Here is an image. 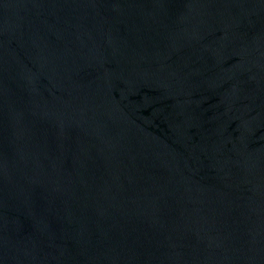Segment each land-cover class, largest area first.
<instances>
[{
  "label": "water",
  "instance_id": "95a60500",
  "mask_svg": "<svg viewBox=\"0 0 264 264\" xmlns=\"http://www.w3.org/2000/svg\"><path fill=\"white\" fill-rule=\"evenodd\" d=\"M0 264H264V0H0Z\"/></svg>",
  "mask_w": 264,
  "mask_h": 264
}]
</instances>
